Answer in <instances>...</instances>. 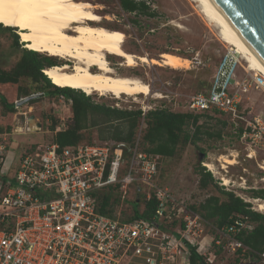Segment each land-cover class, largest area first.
Wrapping results in <instances>:
<instances>
[{
  "label": "built area",
  "instance_id": "1",
  "mask_svg": "<svg viewBox=\"0 0 264 264\" xmlns=\"http://www.w3.org/2000/svg\"><path fill=\"white\" fill-rule=\"evenodd\" d=\"M240 67V55L226 48L206 90L188 96L181 111L224 113L234 131L242 127L239 138L251 158L256 151L264 155V107L252 114L242 108V101L251 86L262 90L264 78L245 68L238 78ZM157 107L164 106L135 108L141 121L130 144L101 141L60 147L50 141L16 153L0 140V264H190L193 250L208 264L213 246L223 248L227 239L245 252L247 247L234 236L251 230L252 223L236 217L213 227L210 236L209 221L192 203L156 182L159 156L143 150L141 142L144 117ZM260 161L264 168V156ZM201 165L211 173L207 164ZM109 187L116 188L120 200L112 216L98 211V195ZM130 189L145 193L147 201L153 199L151 216L128 219L117 214ZM257 257L255 264H264V250Z\"/></svg>",
  "mask_w": 264,
  "mask_h": 264
},
{
  "label": "rangeland",
  "instance_id": "2",
  "mask_svg": "<svg viewBox=\"0 0 264 264\" xmlns=\"http://www.w3.org/2000/svg\"><path fill=\"white\" fill-rule=\"evenodd\" d=\"M85 1H89L94 6L106 27L118 28L125 33L127 38L124 47L128 51L157 60L161 59V53L172 52L192 61L188 69H172L158 64L144 63H139L133 68H125L120 66L121 58L108 55L109 61L118 73L139 77L150 86L152 92L148 95L135 96L122 94L118 98L111 94L94 93L88 95L92 101L118 108L135 109L142 104L156 103L170 110H182L184 100L188 96L206 90L214 67L226 50V44L218 37L217 30L202 18L192 0H142L147 6L146 10L131 13L121 8L119 0ZM17 32L16 28L0 29V70L2 71L11 70L20 58V50L12 44V34ZM18 39L21 47L27 49L20 41L19 35ZM39 54L54 58L56 64L67 62L69 66L73 65L72 60L60 59L46 53ZM237 74L238 78L243 77L244 68L240 67ZM35 85L30 78L25 77L19 78L17 84H0V95L4 96L7 102L15 104L14 112H8L0 101V140L5 142L6 148L16 153L26 150L29 144L52 141L54 132L63 129L72 116L66 99L61 96H49L47 93L33 97L35 98L33 103L28 99L24 104L17 106L16 102L25 98L20 88L29 90L31 92L29 96H35L38 95L32 93L35 92L33 90ZM156 93L160 94V97H156ZM263 107L264 90L251 86L243 97L242 108L257 114ZM31 115L34 118L28 123L27 120ZM92 118L96 121L99 119V122H96V125H88L83 131V141L107 135L108 127L103 123L104 120L96 114H93ZM224 120L229 121L228 117L219 116L212 111L200 116L197 121L200 126L199 140L179 147L173 157L162 158L159 181L163 187L186 202L197 204L209 195H217L223 200L225 196L220 190H225L242 198L251 209H256V204L252 200L257 198L253 197L252 192L264 190V168L258 165L264 155L256 151L253 157H246L245 154L250 151L247 144L237 136V131H234L230 124L224 123ZM36 122H40V127L36 126ZM52 124L55 125V131L49 130ZM114 124L117 127L119 124L120 129L125 128L124 122ZM189 130L190 133L193 132V128L190 127ZM223 155L230 156L235 163L223 164L221 159ZM202 162L212 165L209 168L216 180V186L210 184L204 189L198 187L199 175L196 170L198 165L202 166ZM223 177L228 179V184H223ZM128 198L133 200L136 197L131 193ZM258 199L264 200V198ZM130 210L128 204H123L117 209V212L120 211L117 214L125 218L130 216ZM206 229L208 235H214L211 222ZM230 240H225L223 248L213 246L214 256L208 264L256 262L255 258L246 252L242 250L239 252L235 245L230 244Z\"/></svg>",
  "mask_w": 264,
  "mask_h": 264
},
{
  "label": "trees",
  "instance_id": "3",
  "mask_svg": "<svg viewBox=\"0 0 264 264\" xmlns=\"http://www.w3.org/2000/svg\"><path fill=\"white\" fill-rule=\"evenodd\" d=\"M121 8L126 12L145 11L147 6L144 1L139 0H119ZM0 29L11 30L10 27H3L0 24ZM12 44L21 52L19 60L14 67L9 71L0 70V84H17L19 78H30L31 82L35 84V92L38 95L29 96V90L22 89L23 97L29 96L30 102H35L36 96L48 94L49 96H61L66 100H70V109L72 116L67 121L65 127L61 130L55 131V125L50 126L51 131H55L52 141L58 146L64 147L73 145L78 142L93 143L101 141L112 142H127L132 143L136 130L141 121L140 110L117 108L115 106H107L105 104H98L81 90H76L70 87L55 86L50 79L43 74V69L56 65V60L48 56H41L38 52L24 49L21 47L18 35L12 34ZM38 91V92H37ZM204 92V91H201ZM0 101L8 112H14L15 104L7 102L6 98L0 95ZM210 111L219 116H226L224 113L217 110H208L203 112H184L181 110H170L165 107H157L146 113L144 117L145 128L142 134V149L146 152L156 154L159 156L158 160V174L156 182L161 185L159 181V168L162 158L173 157L177 149L188 143H195L198 138L200 126L197 124L198 118ZM104 120L103 123L107 125V135H101L98 139L84 140L83 131L88 125H96V121L92 115ZM227 117V116H226ZM124 122L125 128L120 129L114 123ZM233 127V124L224 120ZM116 126V127H114ZM114 127V128H113ZM193 128L190 133L189 128ZM242 127L237 129V136L240 137ZM197 174L198 187L206 188L210 184L216 186V180L209 171H206L204 166L198 165ZM162 186V185H161ZM220 189V188H219ZM114 190V191H112ZM135 190L130 189V194H134ZM137 191V190H136ZM220 193L225 196L223 200L217 195H209L199 203H192L191 208L198 212L204 219L213 224V227L220 228L232 221L233 218H239L245 222L253 224L251 230H240L234 238L247 247L246 254L258 259L257 253L264 250V213H260L250 208L249 204L243 201L242 198L236 196L231 191L220 190ZM253 197L264 198V190L253 191ZM145 193L135 195V199L127 198L125 202L131 208L128 219L133 218H148L153 214L154 201L146 200ZM138 199V202L137 200ZM120 200L116 188L109 187L100 192L98 195V211L102 214L112 216L114 208L119 204ZM143 204L142 211L139 206ZM241 251V248L238 249ZM190 264H206L203 257L198 255L194 250L191 253Z\"/></svg>",
  "mask_w": 264,
  "mask_h": 264
},
{
  "label": "bare ground",
  "instance_id": "4",
  "mask_svg": "<svg viewBox=\"0 0 264 264\" xmlns=\"http://www.w3.org/2000/svg\"><path fill=\"white\" fill-rule=\"evenodd\" d=\"M202 18L217 30V35L241 57L246 71L260 73L264 67L231 32L208 0H192ZM0 24L18 30L23 46L39 53L72 60L43 69V73L58 87H70L87 95L122 94L135 96L151 94L150 86L137 76L118 73L108 55L121 58L120 66L133 68L144 64H158L172 69H188L192 61L176 53H161L160 60L137 55L124 47L125 33L106 27L94 6L85 0H43L37 3H15L0 0ZM264 90V86L262 88ZM156 97L160 94L156 93ZM35 123V122H34ZM220 159V158H219ZM222 163L232 165L235 160L221 156ZM211 168V164H207ZM223 177V184H228ZM257 211L264 210V200H252Z\"/></svg>",
  "mask_w": 264,
  "mask_h": 264
},
{
  "label": "water",
  "instance_id": "5",
  "mask_svg": "<svg viewBox=\"0 0 264 264\" xmlns=\"http://www.w3.org/2000/svg\"><path fill=\"white\" fill-rule=\"evenodd\" d=\"M208 1L231 32L264 67V0ZM29 98H22L16 105L24 104ZM33 118L31 115L27 122L30 123ZM40 125V122H36L37 127Z\"/></svg>",
  "mask_w": 264,
  "mask_h": 264
},
{
  "label": "snow or ice",
  "instance_id": "6",
  "mask_svg": "<svg viewBox=\"0 0 264 264\" xmlns=\"http://www.w3.org/2000/svg\"><path fill=\"white\" fill-rule=\"evenodd\" d=\"M10 2H15V3H37V2H43V0H10ZM53 2H59V0H53Z\"/></svg>",
  "mask_w": 264,
  "mask_h": 264
},
{
  "label": "clouds",
  "instance_id": "7",
  "mask_svg": "<svg viewBox=\"0 0 264 264\" xmlns=\"http://www.w3.org/2000/svg\"><path fill=\"white\" fill-rule=\"evenodd\" d=\"M77 90V89H76Z\"/></svg>",
  "mask_w": 264,
  "mask_h": 264
}]
</instances>
